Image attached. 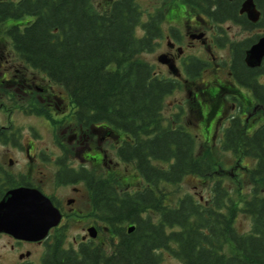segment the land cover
Returning <instances> with one entry per match:
<instances>
[{"label":"trees","instance_id":"obj_1","mask_svg":"<svg viewBox=\"0 0 264 264\" xmlns=\"http://www.w3.org/2000/svg\"><path fill=\"white\" fill-rule=\"evenodd\" d=\"M188 1L216 5L215 19H238L243 0ZM252 1L264 29V0ZM24 16L31 21L19 24ZM143 16L136 0H114L103 9L91 0L0 3V18L12 23L4 29L12 51L67 93L81 125L102 124L122 137L116 154L144 183L130 192L111 174L81 168L88 217L108 238L81 242L76 250L63 246V234L55 235L41 264H163L164 254L181 264H264V129L247 140L248 156L257 160L250 170L254 185L247 196L234 198L214 177V164L195 154L193 137L174 128L175 118L164 119V99L176 84L139 59L160 37L158 13ZM8 132L0 129V145L16 142ZM192 176L211 182L208 199L179 194L180 183ZM19 186L33 187L24 175L6 173L0 199ZM239 213L249 221L246 233L235 226ZM130 225L134 230L127 233Z\"/></svg>","mask_w":264,"mask_h":264},{"label":"flooded vegetation","instance_id":"obj_2","mask_svg":"<svg viewBox=\"0 0 264 264\" xmlns=\"http://www.w3.org/2000/svg\"><path fill=\"white\" fill-rule=\"evenodd\" d=\"M20 1L0 0V3L11 2L17 5ZM113 1L103 0L101 9L108 7ZM242 2L238 3L235 12L238 19H215L213 14L216 5L198 2L195 4L188 0H171L165 8L152 9L145 15L146 20L149 15L156 13L161 17L160 37L155 43L158 45L159 40H164L160 56H165L169 64L177 69V75L174 76L167 66L161 65L165 72L169 73L164 77L174 81V90L180 92L186 86L183 83H192L193 90H187V94L200 117V124L196 125V129L203 141L216 146L221 154L232 156L230 166L224 167L237 171L232 177L237 174H240L239 177L245 174L250 177V170L257 160L248 156L252 147L247 140L264 129V57L258 66L251 67L246 62L247 51L264 36V29L259 23L260 19L257 23H252L245 14H239ZM255 8L262 18L260 9L256 6ZM6 21V18H0V37L4 36ZM16 21L19 24H27L31 18L24 16ZM163 25L165 26L162 27ZM220 52L225 54L217 58L216 55ZM216 59H219L218 63ZM213 63L215 65L212 66ZM204 73H208L207 82L201 81ZM212 75L214 77L210 80ZM57 88L60 91H57ZM11 92L18 100L12 97L10 99ZM4 96L7 98L3 100L15 101V105L5 104L2 100ZM0 100L2 131L9 130L10 134L16 137L17 130L10 125V121L13 114H21L27 118L38 119L53 135L51 151L34 153L35 158L43 163V168L39 173L38 184L32 181L30 183L32 188L51 201L61 215L59 224L50 229L47 237L40 242L21 241L0 233V239L6 240L4 247L9 246L8 256L12 255L16 264H34L30 261V248L42 247L46 250L53 244L55 235L63 234V246L76 250L81 246V242L92 241L85 232L88 228L95 227L98 238L101 231L93 220L89 226L83 228L84 233L81 236V186L85 187L81 182V168L88 169L87 164L95 167L104 163L107 165L106 174H111L115 173L119 165L131 166L122 162L116 154L122 137L102 124L81 125L77 108L67 93L43 73L21 62L14 51L12 55L9 53L8 57H4L0 52ZM180 104L181 102L177 106L178 117L184 113V107L181 108ZM163 117L165 119V116ZM178 117L176 116L177 124L174 128L180 127L193 137L196 154L195 138L198 135L192 134L179 122ZM29 128L28 133L32 134L29 137L34 138L37 131L31 126ZM12 130L14 131L11 132ZM232 137L236 138V141H232ZM110 140H115V144L111 146L114 159L107 161L103 145ZM261 148L264 149V138ZM22 149L29 159L33 158L30 151L36 147L32 142ZM243 161L247 164L243 165ZM9 163L11 164V161ZM29 167L32 173L31 167L34 165ZM6 173L12 175L0 163V179H3ZM22 175L25 173L19 174ZM214 177L223 182L216 171ZM72 230L77 234L69 240L67 236ZM22 248L26 249L23 253L20 252ZM41 260L42 257L39 264Z\"/></svg>","mask_w":264,"mask_h":264},{"label":"rangeland","instance_id":"obj_3","mask_svg":"<svg viewBox=\"0 0 264 264\" xmlns=\"http://www.w3.org/2000/svg\"><path fill=\"white\" fill-rule=\"evenodd\" d=\"M93 6L97 9H101L104 5L103 0H91ZM171 2V0H136V3L138 4L139 8H141L143 13V19L146 20V14L147 11L150 10H156L158 7L165 8L168 3ZM165 6V7H164ZM29 20V18H27ZM26 20V21H27ZM25 21V20H24ZM25 21V22H26ZM11 22H7L6 26L11 25ZM166 25V24H165ZM163 25L162 27H164ZM225 27V26H223ZM263 32V31H262ZM233 32H230L232 34ZM164 43V40H159L158 45L156 44L155 47L151 52L143 53L139 56V59L143 62L149 64L152 66L154 72L158 74L159 76H168L169 73L165 72L164 68H162V64H159L157 62V57L160 56V52L162 51V45ZM0 52L4 55V57H8V54L10 53L12 55V48L9 43V41L5 38V36L0 37ZM225 54V53H224ZM223 53H218L216 55L223 56ZM219 59H216V63H218ZM215 65L214 63L212 66ZM208 73H204L201 81L207 82ZM214 75L210 78L212 80ZM208 79V81H210ZM184 87V89L180 92L179 90H174L170 95H168L164 99V110H163V116H165V119L169 122H173L174 118L176 119V116L178 117V108L179 102H181L180 107H184V113L181 117H178L179 122L184 125L192 134L198 135L195 139L196 141V154L199 157H203L205 159L210 160L214 164V169L216 171V174H218V177L220 179H223L224 186L230 191V193L234 196V198H242L243 196H247L249 194V191L251 187L254 185L251 178L249 176L248 179L245 176L239 177L240 174H237L235 177L234 174L237 172L232 169H225L224 167L231 164L232 156L228 154H221L218 151V148L216 146H212L210 142H206L202 140V136L199 135V131L196 129V125L200 124V117L196 113V108L191 103V98L187 94V90H193L192 83L188 82ZM8 89V88H7ZM57 91H60L59 88L56 89ZM195 91V90H194ZM5 94V93H3ZM221 95V92L219 93ZM10 99L11 97L13 99H17L18 97L11 92L9 94ZM7 98L4 96L2 98ZM1 101V100H0ZM5 101V104H11V106L15 105V101H9V100H3ZM0 113V118H1ZM7 119V117H6ZM10 125L13 126L15 130H17L16 135V142L14 144L9 145H0V163L5 166L7 171L11 173L13 176H19L20 173H25V178L28 181H32L35 184H38L40 181V175L39 173L42 171V162L37 160L35 158L34 153L36 152H43L48 153L52 150L53 146V135L48 131V129L45 127L44 123H41L38 119L35 118H27L24 115L21 114H13L11 117ZM29 126L33 127L37 134L34 138L29 137L32 134H29L30 131ZM32 142L33 145L36 147L35 150H31L30 154H32V159H29L26 156L25 151L22 149L23 146H25ZM115 140L112 142V140L105 142L103 145V148L105 149L104 154L107 156L105 160L108 161V159H114V151L111 148L115 143ZM22 146L18 147V146ZM11 161V164L9 163ZM31 164L34 165V167H31L33 170L32 173L30 172ZM246 161H243V165H246ZM230 166V165H229ZM27 168V170H26ZM29 168V169H28ZM87 168L97 174V176H108L107 173V165L106 164H100L99 166H91L90 164H87ZM115 173H111L110 176L117 177V180L120 184V187L133 192L136 189H139L144 185L143 181L137 174L134 172L132 166H118ZM116 179V178H115ZM210 184L211 182L204 181L203 179H200L198 177H187L185 178L179 185L178 190L180 191L179 194L182 195L184 193H191L193 194L197 199L202 198L203 201L205 199L209 198L210 193ZM262 185V193L264 194V181L260 183ZM81 236L83 235L84 231L83 228L86 226H89L90 223H92V219L89 218V212L91 210V204L90 199L88 196V193L84 186H81ZM235 226L239 232L246 233L249 230V221L248 219L242 215L238 214L235 219ZM78 232V231H77ZM86 232V231H85ZM76 231H69L68 233V239L71 240L72 237H76ZM108 238V232L105 230H102L100 232L99 237L95 238L94 243H104ZM6 243V240L4 238L0 239V264H16V262L13 260V256H8V249L9 246L4 247V244ZM29 249V248H28ZM26 250L25 248H22L20 252H24ZM31 251V257L30 261L34 264H39V259L43 255H45V248L42 247H36V248H30ZM16 252V251H15ZM17 253V252H16ZM18 254V253H17ZM15 259V258H14ZM16 261L18 263V260L16 258ZM163 264H181L177 260L173 259L170 255L164 254L163 255Z\"/></svg>","mask_w":264,"mask_h":264},{"label":"water","instance_id":"obj_4","mask_svg":"<svg viewBox=\"0 0 264 264\" xmlns=\"http://www.w3.org/2000/svg\"><path fill=\"white\" fill-rule=\"evenodd\" d=\"M239 14H245L252 23H257L260 13L252 0L242 2ZM264 57V36H262L246 53L249 66H258ZM159 64L168 67L169 72L176 76L177 69L169 64L165 56L157 57ZM61 219L58 210L41 192L32 187L19 186L7 190L0 199V233L27 242H40L45 239L50 229L56 227ZM134 226L126 228L131 233ZM90 239L96 238L95 227L86 230Z\"/></svg>","mask_w":264,"mask_h":264}]
</instances>
